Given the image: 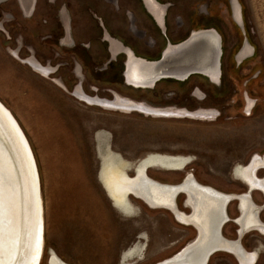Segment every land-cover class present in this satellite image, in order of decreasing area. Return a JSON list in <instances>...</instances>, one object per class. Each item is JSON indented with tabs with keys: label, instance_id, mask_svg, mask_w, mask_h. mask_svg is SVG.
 Listing matches in <instances>:
<instances>
[{
	"label": "rangeland",
	"instance_id": "obj_1",
	"mask_svg": "<svg viewBox=\"0 0 264 264\" xmlns=\"http://www.w3.org/2000/svg\"><path fill=\"white\" fill-rule=\"evenodd\" d=\"M36 1L27 16L17 0H0V101L21 127L38 169L44 218L40 264H50L54 256L60 264H158L173 258L195 243L196 227L134 196L127 198L129 212H123L99 178L101 155L108 153L104 165L125 169L130 179L150 159H189L181 170L151 161L145 172L175 186L191 174L201 185L235 199L245 195L233 171L244 184L240 169L256 156L264 159V0H236L241 25L233 0H161L170 6L165 34L138 0ZM201 29H213L222 38L218 84L195 75L136 89L122 76L125 56L109 65L106 33L136 57L153 61L169 42L178 44ZM245 40L252 50L239 61ZM29 59L53 71L45 76ZM77 89L88 98L112 101L117 95L155 109L214 115L196 120L110 110L88 103ZM247 98L253 101L250 111ZM256 175L263 179L264 170ZM246 194L256 204L264 200L260 192ZM184 196L177 197V210L190 215L187 202L189 210L182 206ZM236 206L235 201L228 206L232 220ZM256 217L264 224V216L260 219L257 212ZM236 229L227 223L224 238L238 242ZM241 237L243 250L255 254V264H264V236L252 231ZM208 264L240 263L219 252Z\"/></svg>",
	"mask_w": 264,
	"mask_h": 264
},
{
	"label": "bare ground",
	"instance_id": "obj_2",
	"mask_svg": "<svg viewBox=\"0 0 264 264\" xmlns=\"http://www.w3.org/2000/svg\"><path fill=\"white\" fill-rule=\"evenodd\" d=\"M156 3L146 0L148 10L159 23H162L160 11L164 9L157 7ZM130 53V50L124 51V54L130 55ZM142 60H135V63L138 65V62H143ZM137 65L132 63V66L128 68L126 77L130 86L145 85L148 76L152 73L143 67L140 69L138 67L140 65ZM87 102L110 110L140 112L159 118L175 117V113L150 110L132 101L117 99L109 102L89 99ZM213 115L211 111L201 110L194 113L181 112L177 117H196L191 119L202 120V117L209 119ZM151 161L144 162L136 169L134 179H130L116 166L114 169H106L101 178L111 192L116 206L129 210L125 200L129 196H134L153 209L161 208L172 211L180 222L197 228L199 238L188 248H191L189 257L184 258L183 256V252L188 251L186 249L174 256V259L170 258L165 261L173 259V264H202L208 251L218 249L221 250L220 252L234 255L240 264H254L255 256L244 251L239 241L220 239L218 236L221 223L224 219H229L228 214L224 215V208L226 204L228 207L235 197L201 185L191 174H188L185 181L176 186L161 184L146 175L145 169L150 168ZM249 167L247 169L250 170L249 183L253 187L250 190H259L264 193V178L259 179L256 175L258 170H264V159L254 157ZM180 195L188 197L187 205L192 209L190 215L182 214L177 210L176 199ZM236 198L242 204L243 214L236 221L241 236L251 231L264 235V224L256 217L257 210L254 209L257 207L252 201V203L248 202L249 194ZM43 248V205L35 158L17 120L0 101V264H40ZM50 261V264H60L55 256Z\"/></svg>",
	"mask_w": 264,
	"mask_h": 264
},
{
	"label": "water",
	"instance_id": "obj_3",
	"mask_svg": "<svg viewBox=\"0 0 264 264\" xmlns=\"http://www.w3.org/2000/svg\"><path fill=\"white\" fill-rule=\"evenodd\" d=\"M152 1L155 2L154 0ZM148 12L150 14L149 10ZM161 27L163 26L161 25ZM245 42H248V41L245 40ZM124 48L125 50H130L128 47H124ZM130 52H131L130 55L125 54L126 62H125V71L123 74L124 81L127 86H130L128 84L127 77H126L128 73V68L132 66V63H134V65H137L135 63V60H142L140 58H135L136 56L132 50H130ZM239 54L240 52L238 53V55ZM238 55L236 56V60H237ZM222 56H223L222 38L217 31L213 29L193 31L192 33H190V35L185 40L181 41L178 44L173 45L171 43H168L158 60L148 61V60L143 59L142 61L143 62L145 61L146 63L138 62V65L140 66L138 65L137 66L140 69H142L143 67L148 72H152V73H150V75L148 76L145 82L146 83L145 85L139 86V87H135V86H130V87H133L136 89H153L155 85L161 80H176L180 82H185L190 77L195 76V75L204 76L207 79H209L211 82L218 84L220 82L221 75H222L221 74L222 73L221 72ZM100 173H101V170H100ZM100 173H99V178H100ZM249 192H251L250 189H249ZM185 202H187V198ZM239 204H240V201H239ZM226 210H227V204L224 208L225 216H227ZM229 221L230 219H226V220L224 219V222L221 223V226L218 231V236L220 237V239L224 238L222 230H223V227ZM236 221L237 220H235L234 223L238 225ZM238 234L239 236L241 235L240 233ZM198 238H199V232L197 230L196 240ZM237 241H240V238ZM185 249L186 248L182 249L179 252V254L182 253ZM190 249H188V251L186 252H183L184 258L189 257ZM220 251L221 250H218V249H215L213 251H208L206 257L204 258V262L202 264H208L210 257L214 253H217ZM173 259L164 261L161 264H173V261H172Z\"/></svg>",
	"mask_w": 264,
	"mask_h": 264
},
{
	"label": "flooded vegetation",
	"instance_id": "obj_4",
	"mask_svg": "<svg viewBox=\"0 0 264 264\" xmlns=\"http://www.w3.org/2000/svg\"><path fill=\"white\" fill-rule=\"evenodd\" d=\"M18 1V3L20 4V7H21V10L24 12V14L25 15H27V16H29V15H31L34 11H35V7H36V4H37V1L36 0H17ZM23 1V2H22ZM155 2H157V4L161 7H164V10H161L160 12L162 13V26L163 27H161V25L159 24V21L152 15V14H149V12H148V10H147V4H146V0H138V2H140V4L142 5V8H143V10L146 12V14L149 16V18H151L154 22H155V24L157 25V27L158 28H160L161 30H162V32L165 34V19H166V13H167V11L169 10V8H170V6H168L167 4H169V3H164V2H162L161 0H154ZM232 6H233V11H234V16H235V20H236V23H238L239 25H241V20H240V11H239V6L237 5V1L236 0H233L232 1ZM63 21L65 22V20L63 19ZM64 26V25H63ZM64 29H65V32H66V35L67 36H69L70 34H69V28L68 27H65L64 26ZM107 34V33H106ZM108 35V34H107ZM109 36V35H108ZM110 37V36H109ZM113 38L111 37V38H108L107 36H105V34H104V40H106L108 43H110V47L111 48H109V50L111 49V52H112V55H111V59H110V63H109V65L110 66H115L116 64H118V63H121L122 62V57L124 58V56H125V60L123 59V71H122V76H123V74H124V71H125V62H126V55L124 54V51H125V49H124V47L123 46H121L120 44H118L116 41H114V40H112ZM181 42V41H180ZM179 42V43H180ZM170 43V42H169ZM172 44V43H171ZM175 44V43H174ZM252 49H251V47H249V44H246L245 46H244V48H243V50H242V52H241V54L239 55L240 57H238V60L239 61H241L243 58H246V57H249V54H250V51H251ZM110 52V51H109ZM111 52H110V54H111ZM118 52H120V53H123V55H120V54H116V53H118ZM114 54H116V55H114ZM162 54V53H161ZM114 55V56H113ZM161 56V55H160ZM160 58V57H159ZM158 59V58H157ZM27 62L29 63V64H31V66H33L36 70H38V71H40L41 73H43L45 76H48L49 74H51V72L53 71L50 67H47V68H43V66H41L40 64H38L36 61H35V59H29V60H27ZM77 91V95H79L81 98H83V99H85L86 101L87 100H89V99H99L98 97L97 98H91V97H87L83 92H81V90L80 89H77L76 90ZM117 99H120V100H126V101H130V100H128V99H124V98H121V97H119V96H117V95H115L114 97H113V100L112 101H115V100H117ZM99 100H102V99H99ZM104 101H109V100H104ZM112 101H109V102H112ZM247 102H248V106H247V111H250L252 108H253V101L252 100H250L249 98H247ZM140 104H142V105H144V106H146V107H148L150 110H154V111H164V112H167V113H169V114H172V113H175V117H165V118H178L177 116L181 113V112H188V111H186V110H176V109H155V108H152V107H149L148 105H146V104H144V103H140ZM191 118H196V117H191ZM212 117H210L209 119H211ZM202 120H208L207 118H203L202 117ZM106 155H108V153H105V154H103V155H101V157H102V159L103 158H106ZM105 160H109V158H106ZM150 160H152V161H155V163H159V164H162V165H164V166H159V167H162V168H166L165 167V165L166 166H172V168H175V169H173V170H181V169H183L185 166H186V164H188L189 162H190V160L189 159H185V158H175V157H170V158H162V159H160V160H155V159H150ZM252 162V161H251ZM251 162H250V164H251ZM249 164V165H250ZM248 165V166H249ZM115 166H117V165H111V164H106L105 166H104V169L106 170H109V168H111V169H114L115 168ZM247 166V167H248ZM258 167L260 166V165H257ZM245 167L246 169H240V175H241V179H242V181L244 182V184L242 183V182H240L239 180H237V178H234V171H233V174H232V176H233V179L236 181V182H238V183H240L241 185H243L246 189H245V191L243 192V193H241V195L242 194H246V193H249V189L250 188H253V187H251L252 185L249 183V179L251 178L250 177V170H247L248 168H250V167ZM117 168V167H116ZM117 169H119V171H121V172H124L125 173V169H122V168H117ZM169 170H171V169H169ZM258 170V169H257ZM260 170H258V172H259ZM101 175V174H100ZM187 178V175L183 178V180L182 181H184L185 179ZM257 178H258V176H257ZM101 181L103 182V180H102V178H101ZM181 181V182H182ZM180 182V183H181ZM103 185H104V182H103ZM104 187H105V189H106V192L108 193V195H109V197H110V199H112V201H113V198H112V196H111V192H109V190L106 188V186L104 185ZM254 191H256V192H260L263 196H264V193L262 192V191H259V190H254ZM252 192H253V190H252ZM184 198H185V196H184ZM187 198V197H186ZM186 198L184 199V202H183V204H182V206H183V209H188V208H186ZM250 198H251V200H252V202L255 204V206L258 208H255V210H257V212H258V216L260 217H263L264 215V200H263V202L260 204L259 202V204H256V202H255V200H254V197H253V195L251 194V196H250ZM236 203H237V206H236V211H237V218L235 219V220H237L238 218H240L241 216H242V214L243 213H241L242 212V204L240 203L239 204V199L238 198H236L235 200H234ZM114 202V201H113ZM125 203L127 204V206L129 205L128 204V201H127V199L125 200ZM177 204H178V199H177ZM241 208V209H240ZM189 210V209H188ZM227 214H228V207H227ZM191 213V211L189 210V214ZM229 215V214H228ZM261 217H260V219H261ZM264 218V217H263ZM230 219V218H229ZM235 220H232V219H230V221L228 222V223H230V222H233V224L237 227V229H236V235H237V239L236 240H238L239 238H240V243H241V239H242V237H241V235L239 236V234L238 233H240L239 232V226L238 225H236L235 223H234V221ZM262 221V220H261ZM263 222V221H262ZM193 229H195V231H196V233H197V229L196 228H193ZM223 232V231H222ZM252 232V231H251ZM257 232V231H256ZM249 233V232H248ZM261 235H263V234H261ZM264 236V235H263ZM196 237H197V235H196ZM195 240H196V238L194 239V242H195ZM241 246H243L242 245V243H241ZM244 247V246H243ZM242 247V248H243ZM185 248V247H184ZM248 253V252H247ZM248 254H250V255H254L255 256V254H253V253H248ZM255 259H256V256H255ZM255 262L256 261H254V264H255Z\"/></svg>",
	"mask_w": 264,
	"mask_h": 264
},
{
	"label": "crops",
	"instance_id": "obj_5",
	"mask_svg": "<svg viewBox=\"0 0 264 264\" xmlns=\"http://www.w3.org/2000/svg\"><path fill=\"white\" fill-rule=\"evenodd\" d=\"M157 7H160V6H158L157 4H155ZM160 8H162V9H164V7H160ZM153 10V9H152ZM150 14H152L151 12H150ZM160 25L162 24L161 22L159 23ZM105 36H107L108 38H111V37H109L107 34H105ZM112 40H114V39H112ZM114 41H116V40H114ZM118 44H120L118 41H116ZM110 44V43H109ZM121 45V44H120ZM122 46V45H121ZM124 47V46H123ZM111 48V47H110ZM110 52H111V49H110ZM120 52H118V53H116V54H119ZM116 54H114V55H116ZM111 55H112V52H111ZM113 55V56H114ZM106 158H108V155H106ZM106 158H103V162H102V169H101V175H100V180H101V176H102V174L104 173V171H105V169H104V166L106 165H104V159H106ZM102 182V181H101ZM103 183V182H102ZM105 185V184H104ZM129 208V207H128ZM120 209H122V211L123 212H125V213H127V212H129V210H127V208H120ZM134 251H135V249H133V250H130L128 253H127V255L128 256H130V252H132V254L134 253Z\"/></svg>",
	"mask_w": 264,
	"mask_h": 264
},
{
	"label": "trees",
	"instance_id": "obj_6",
	"mask_svg": "<svg viewBox=\"0 0 264 264\" xmlns=\"http://www.w3.org/2000/svg\"><path fill=\"white\" fill-rule=\"evenodd\" d=\"M201 30H205V29H201ZM176 44V43H175ZM159 59V58H158ZM158 59H155V60H158ZM154 61V60H153Z\"/></svg>",
	"mask_w": 264,
	"mask_h": 264
}]
</instances>
